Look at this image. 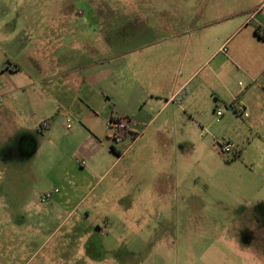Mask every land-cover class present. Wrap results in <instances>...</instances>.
Wrapping results in <instances>:
<instances>
[{
  "label": "rangeland",
  "instance_id": "1",
  "mask_svg": "<svg viewBox=\"0 0 264 264\" xmlns=\"http://www.w3.org/2000/svg\"><path fill=\"white\" fill-rule=\"evenodd\" d=\"M49 1L0 0V264L4 256H17L10 255L17 251V239L4 233L17 224L30 196L45 199L55 189L65 193L77 181L89 182L82 192L89 193L83 199L80 194L68 197L69 203L81 201L74 215H60L64 204L53 209L59 216L54 224L65 218L53 243L71 224L76 227L75 244L70 245L74 257L69 249L70 259L58 264H241L243 259H264V98L259 81L251 78L258 63L246 43L240 42L232 55L220 53L208 61L220 81L229 84L224 82L225 92L215 86L223 99L209 96L212 105L199 130L187 137L183 191L163 200L119 199L110 183L119 178L130 184L137 163H129L123 176L121 163H114L97 182L75 159H86L82 148L115 160L110 148L131 155L138 147L131 149V133L117 141L115 130L107 126L121 118L124 99L116 92V65L108 61L122 53V81L128 83L132 56L127 51L148 42V31L141 27L144 36L114 49L110 39L119 23L107 25L106 44L113 51L106 63L103 53L92 57L87 52L89 41L93 43L89 39L99 36V25L88 20L89 9L81 3L46 8ZM204 1V15L219 19L218 29L231 30L245 19L254 26L256 7L245 8L238 0ZM246 31L233 36L231 47ZM94 40L96 48L105 42ZM9 66L16 71H8ZM209 70L205 67L202 75ZM232 104L245 107L246 116L235 113ZM41 124L46 127L40 129ZM225 142L233 145L228 152L220 150ZM99 246L101 259L90 255L98 254Z\"/></svg>",
  "mask_w": 264,
  "mask_h": 264
},
{
  "label": "crops",
  "instance_id": "2",
  "mask_svg": "<svg viewBox=\"0 0 264 264\" xmlns=\"http://www.w3.org/2000/svg\"><path fill=\"white\" fill-rule=\"evenodd\" d=\"M239 2L245 8L256 7L259 18H254L255 12L251 18L255 20L253 27L248 26V19H245L228 31L225 27H215L219 24V19L204 15V0H50L45 5L46 8L62 9L74 8L79 5L77 3H81L88 8V20L99 25V36L89 39L93 43L90 44L89 41L87 52L92 57L103 53V62L108 61L107 56L113 51L106 44L109 40L107 25L119 23L110 39L114 40V49L122 42H132L144 36L143 31L140 32L141 27L149 34L148 42L127 51L132 56L128 83L124 84L122 81V73L126 67L122 66V53H114V60L108 61L109 64L114 62L116 65V92L124 97L119 109L121 118L118 120L128 119L134 123L128 133L134 137L131 149L136 144L138 147L131 155L129 150L119 153L114 148V152H109L115 155V160H108V155L98 157L94 148L89 151L82 148L80 154L86 159H75V163L80 168L86 167L84 171L88 173L87 176L95 177L98 182L114 163H121L123 174L120 175L123 176L129 163H137L138 168L131 170L135 178L131 179L130 184H121L119 178L111 181L110 184L117 189L114 194L119 199L128 196L129 200H163L183 191V158L187 142L190 141L187 137L195 136L199 130V121L204 119L205 109L212 105L209 96H214V101L223 99V94L216 91L215 86L220 84L225 92L229 84L224 79H221L223 82L220 81L216 67L213 69L208 61L218 57L222 53L221 48L225 46V55L227 52L234 54L241 45L240 42L244 41L249 47V54L258 63L257 73H250L251 78L259 81L256 86L260 88L261 97L264 98V39H259L255 34L257 26L264 25V0H238ZM244 30L247 31L243 38L231 47L233 36ZM97 38L98 41L105 42L98 43L96 48L94 39ZM226 60L229 62L232 59L226 56ZM207 66L210 70L204 76L202 71ZM93 74H88V77ZM249 107L253 109L251 104ZM89 108L93 116L97 117L93 106ZM90 125L95 127L93 121ZM107 126L114 130L110 121ZM44 127L45 124L40 125V129ZM126 134L116 137L114 131V138L118 141L125 138ZM229 144L232 145L231 142ZM107 161L110 164L104 163ZM80 162L84 164L81 166ZM88 184L89 182L77 181L65 193L55 189L46 200L41 196L31 195L24 211H19L17 224L11 225L9 231L4 233L15 236L18 245L15 254L9 253L17 256H4L3 264H58L60 259H70L69 249L72 253L74 249L70 245L75 244V224L67 227L66 235L59 241L53 243L51 240L64 224L65 218L74 215L81 202L69 203L68 197L80 194L79 199L85 198L89 192H82ZM44 200L49 203H43ZM62 204L66 205V210L60 215L65 218L59 224H54L59 216L57 209H53ZM129 211L131 213V210L127 212ZM43 216L47 218L45 222ZM86 242L88 244L90 240L86 239ZM90 247L87 245L88 250ZM100 250H103L101 246L98 254L90 252V255L101 259ZM73 257L74 253L71 259ZM241 264H264V259H243Z\"/></svg>",
  "mask_w": 264,
  "mask_h": 264
},
{
  "label": "built area",
  "instance_id": "3",
  "mask_svg": "<svg viewBox=\"0 0 264 264\" xmlns=\"http://www.w3.org/2000/svg\"><path fill=\"white\" fill-rule=\"evenodd\" d=\"M258 35L264 39V25H258L257 29H256ZM221 52L225 53V48L222 47L221 48ZM231 108L234 110L235 113H240L244 116H246V112H245V107L239 106L238 108H236L235 104H232ZM222 115L221 111L217 110L216 111V116L220 117ZM134 127V123H132V121L128 120V119H122V120H117L112 122V127L115 130V136L116 137H121L122 135L128 133V131L131 129V127ZM69 129V127H67ZM232 149V145L229 144L228 142H225L222 146H220V150L222 152H228L229 150ZM81 166L84 164L83 162L79 163ZM50 198V194H46L45 195V199H49ZM106 227V225L104 226V228Z\"/></svg>",
  "mask_w": 264,
  "mask_h": 264
},
{
  "label": "trees",
  "instance_id": "4",
  "mask_svg": "<svg viewBox=\"0 0 264 264\" xmlns=\"http://www.w3.org/2000/svg\"><path fill=\"white\" fill-rule=\"evenodd\" d=\"M255 34H256V36H257L259 39H261V37L258 35L257 31H255ZM117 120H118V119H116V120L111 119L110 122H112V121H117ZM110 150H111L112 152H114V151H113V148H110Z\"/></svg>",
  "mask_w": 264,
  "mask_h": 264
},
{
  "label": "flooded vegetation",
  "instance_id": "5",
  "mask_svg": "<svg viewBox=\"0 0 264 264\" xmlns=\"http://www.w3.org/2000/svg\"><path fill=\"white\" fill-rule=\"evenodd\" d=\"M7 70H8V71H16V69H15L14 66H9V67L7 68Z\"/></svg>",
  "mask_w": 264,
  "mask_h": 264
}]
</instances>
